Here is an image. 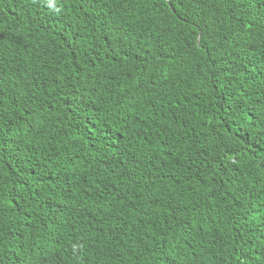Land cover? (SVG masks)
I'll return each instance as SVG.
<instances>
[{
	"label": "trees",
	"instance_id": "trees-1",
	"mask_svg": "<svg viewBox=\"0 0 264 264\" xmlns=\"http://www.w3.org/2000/svg\"><path fill=\"white\" fill-rule=\"evenodd\" d=\"M0 264H264V0H0Z\"/></svg>",
	"mask_w": 264,
	"mask_h": 264
}]
</instances>
